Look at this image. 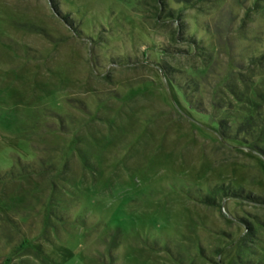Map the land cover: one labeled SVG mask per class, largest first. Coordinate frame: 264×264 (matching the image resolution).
Masks as SVG:
<instances>
[{
  "label": "rangeland",
  "instance_id": "374dc122",
  "mask_svg": "<svg viewBox=\"0 0 264 264\" xmlns=\"http://www.w3.org/2000/svg\"><path fill=\"white\" fill-rule=\"evenodd\" d=\"M0 264H264V0H0Z\"/></svg>",
  "mask_w": 264,
  "mask_h": 264
}]
</instances>
